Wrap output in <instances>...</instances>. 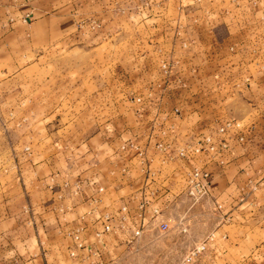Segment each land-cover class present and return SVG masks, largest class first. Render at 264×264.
I'll return each mask as SVG.
<instances>
[{"label": "crops", "instance_id": "obj_1", "mask_svg": "<svg viewBox=\"0 0 264 264\" xmlns=\"http://www.w3.org/2000/svg\"><path fill=\"white\" fill-rule=\"evenodd\" d=\"M116 37L124 51L90 92L92 123L14 153L0 186L1 263L38 264L51 241L72 264L100 261L117 241L93 236L103 213L112 228L125 216L127 232L180 216L192 208L185 177L204 167L219 207L196 264H264V0H0V76ZM206 134L226 148L177 154Z\"/></svg>", "mask_w": 264, "mask_h": 264}, {"label": "rangeland", "instance_id": "obj_2", "mask_svg": "<svg viewBox=\"0 0 264 264\" xmlns=\"http://www.w3.org/2000/svg\"><path fill=\"white\" fill-rule=\"evenodd\" d=\"M116 38L103 40L97 46L54 51L16 72L0 76V186L20 144L77 132L79 125L88 127L92 123L94 115L88 111L93 106L90 92L97 77L104 75L108 65L124 51L125 39ZM188 204L192 208L180 213L179 224L172 221L163 230L149 225L137 237H131L127 231L116 232L117 241L102 251L97 264H179L217 220L211 217L212 209L218 208L216 203L204 198L192 206L189 200ZM31 230L23 224L16 231L23 234L25 247L34 251L32 238H28ZM29 236L33 237L31 233ZM45 243L37 249L41 256L38 264H72L64 249L51 246L54 241ZM49 249L57 255H43ZM22 250L20 244L17 251ZM198 255L182 264H196ZM0 264L4 263L0 260Z\"/></svg>", "mask_w": 264, "mask_h": 264}, {"label": "built area", "instance_id": "obj_3", "mask_svg": "<svg viewBox=\"0 0 264 264\" xmlns=\"http://www.w3.org/2000/svg\"><path fill=\"white\" fill-rule=\"evenodd\" d=\"M89 24L91 26H94L97 24V22L94 19H90ZM161 67L164 68L165 64H161ZM230 123L226 121L225 126L229 125ZM224 125H220L216 129V133H222L225 130ZM240 138V137H239ZM159 145V144H158ZM226 148V140L221 138H216L211 134L203 135L200 139H198L194 144L186 143L182 146H179L177 148V154L178 155H184V153H203L205 155H211L215 153H219L221 150ZM209 171L204 168H193L190 173L185 177V183H184V192L186 196L191 200V203H194L200 199L206 198V195L208 194V186H209ZM146 204V202H144ZM219 207V205H217ZM21 209L25 212L29 211V207L26 204L21 205ZM61 209V208H60ZM124 210V207H122ZM152 214H157V209L152 208ZM125 216H120V222L117 225V227L112 228L110 225L111 217L107 213L102 214V221L100 224V228L95 230L93 233V236L97 239L102 236L105 232H117V231H126L127 226L125 225ZM182 217H167L164 221H160L157 223V227L161 230L168 228L169 224L174 221L176 223L181 222ZM143 228L141 226H135L133 227L129 233L131 237H137L140 235ZM79 228H75L72 230V240L75 247L83 248L84 245L82 241L79 239ZM204 248V245L202 242L199 243L198 246L193 247L188 253H186L179 264L186 263L192 261L193 257L197 255L202 249ZM90 252L83 253L80 255V258L82 260H85L88 258ZM70 255H75V253L70 250ZM97 262L93 261H85V264H97Z\"/></svg>", "mask_w": 264, "mask_h": 264}]
</instances>
